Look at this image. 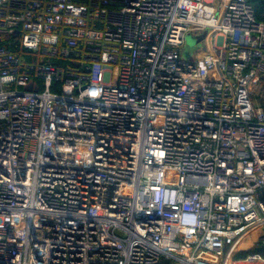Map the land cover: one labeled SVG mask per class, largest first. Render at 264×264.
<instances>
[{
	"label": "built area",
	"instance_id": "2783aa9c",
	"mask_svg": "<svg viewBox=\"0 0 264 264\" xmlns=\"http://www.w3.org/2000/svg\"><path fill=\"white\" fill-rule=\"evenodd\" d=\"M263 82L252 0H0V264H230L264 224Z\"/></svg>",
	"mask_w": 264,
	"mask_h": 264
},
{
	"label": "rangeland",
	"instance_id": "374dc122",
	"mask_svg": "<svg viewBox=\"0 0 264 264\" xmlns=\"http://www.w3.org/2000/svg\"><path fill=\"white\" fill-rule=\"evenodd\" d=\"M209 31H210L209 28H205L201 32H199L198 34H193L192 32L186 33L185 41L180 48V56H181L182 60L188 61V62H194L196 60V52L200 48L203 47V42L205 41L206 36H208ZM253 99L257 104H259L261 107L264 108V104H263V101H264V83H261L259 86L254 88ZM255 229L257 230L258 235H255V237L253 238L252 234H251V236L248 237V239H246V240H249L250 243H253L254 239L256 240V242H258L259 238L264 236V224L258 225ZM230 264H243V263L240 261L236 262L235 259L232 258ZM244 264H246V263H244Z\"/></svg>",
	"mask_w": 264,
	"mask_h": 264
},
{
	"label": "trees",
	"instance_id": "16d2710c",
	"mask_svg": "<svg viewBox=\"0 0 264 264\" xmlns=\"http://www.w3.org/2000/svg\"><path fill=\"white\" fill-rule=\"evenodd\" d=\"M252 4L255 10V15L257 20L264 22V0H252ZM11 51L15 52L20 60L23 62H29V63H36L38 60V53H33L31 51H27L24 48H21V46L16 43L15 45L9 46ZM56 62L58 65H61L64 67V69H67L69 67H74L76 64H74L70 59H57ZM264 83V82H263ZM54 89L57 91H63V87L60 85V83H56V86ZM264 104V101H263ZM256 252L264 256V245L261 242H258L257 244L254 245V247L248 251H241L237 253L234 256L235 260H243L249 253Z\"/></svg>",
	"mask_w": 264,
	"mask_h": 264
},
{
	"label": "crops",
	"instance_id": "0c3cea01",
	"mask_svg": "<svg viewBox=\"0 0 264 264\" xmlns=\"http://www.w3.org/2000/svg\"><path fill=\"white\" fill-rule=\"evenodd\" d=\"M251 234H252V237L254 238L255 237V235H258V232H257V230L255 229V230H253L250 234H248V236L241 242V244H240V246H239V252H241V251H248V250H250V249H252L253 247H254V245L255 244H257L258 242H256V240L254 241L253 240V243H250L249 242V240H246V239H248V237H250L251 236ZM239 252H237V253H239ZM236 253V254H237ZM236 262H238V261H240V260H235Z\"/></svg>",
	"mask_w": 264,
	"mask_h": 264
}]
</instances>
